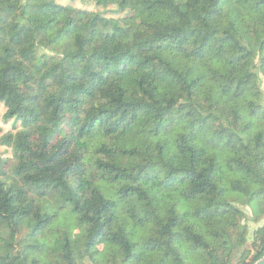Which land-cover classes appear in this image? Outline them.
<instances>
[{"label":"trees","instance_id":"16d2710c","mask_svg":"<svg viewBox=\"0 0 264 264\" xmlns=\"http://www.w3.org/2000/svg\"><path fill=\"white\" fill-rule=\"evenodd\" d=\"M263 83L264 0H0V264H255Z\"/></svg>","mask_w":264,"mask_h":264},{"label":"rangeland","instance_id":"374dc122","mask_svg":"<svg viewBox=\"0 0 264 264\" xmlns=\"http://www.w3.org/2000/svg\"><path fill=\"white\" fill-rule=\"evenodd\" d=\"M59 2L65 5H69V0H59ZM72 4L76 7H81L79 3L73 2ZM87 8L91 9V7H87ZM263 88H264V83H263ZM5 111H6L5 108L3 106H0V128L3 129V133L10 132L12 129V122H5L3 119ZM0 154H2L6 160V162L4 163L7 166L6 174L8 173L16 174L20 170V164H18L16 161V155L14 149L12 147H5L0 144ZM243 209L247 214V218L245 219V224L248 228V240H252L254 233L264 225V220L260 222L254 221L251 210L246 207H244ZM77 234L78 232H75V235ZM239 256L240 254L236 257L234 264L238 262Z\"/></svg>","mask_w":264,"mask_h":264},{"label":"water","instance_id":"95a60500","mask_svg":"<svg viewBox=\"0 0 264 264\" xmlns=\"http://www.w3.org/2000/svg\"><path fill=\"white\" fill-rule=\"evenodd\" d=\"M255 264H264V257L260 259L259 261H257Z\"/></svg>","mask_w":264,"mask_h":264}]
</instances>
